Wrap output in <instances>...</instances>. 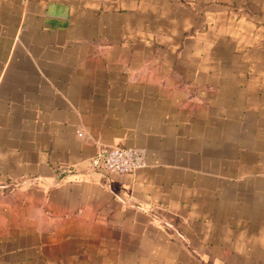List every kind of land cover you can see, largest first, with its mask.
<instances>
[{"label":"crops","instance_id":"0c3cea01","mask_svg":"<svg viewBox=\"0 0 264 264\" xmlns=\"http://www.w3.org/2000/svg\"><path fill=\"white\" fill-rule=\"evenodd\" d=\"M0 264H264V0H0Z\"/></svg>","mask_w":264,"mask_h":264},{"label":"built area","instance_id":"2783aa9c","mask_svg":"<svg viewBox=\"0 0 264 264\" xmlns=\"http://www.w3.org/2000/svg\"><path fill=\"white\" fill-rule=\"evenodd\" d=\"M143 147L98 145L89 163L105 173H127L145 166Z\"/></svg>","mask_w":264,"mask_h":264}]
</instances>
